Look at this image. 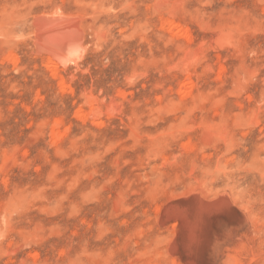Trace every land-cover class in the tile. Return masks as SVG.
Returning <instances> with one entry per match:
<instances>
[{
  "label": "rangeland",
  "instance_id": "374dc122",
  "mask_svg": "<svg viewBox=\"0 0 264 264\" xmlns=\"http://www.w3.org/2000/svg\"><path fill=\"white\" fill-rule=\"evenodd\" d=\"M0 264H264V0H0Z\"/></svg>",
  "mask_w": 264,
  "mask_h": 264
},
{
  "label": "bare ground",
  "instance_id": "6f19581e",
  "mask_svg": "<svg viewBox=\"0 0 264 264\" xmlns=\"http://www.w3.org/2000/svg\"><path fill=\"white\" fill-rule=\"evenodd\" d=\"M173 8V7H172ZM171 8V9H172ZM174 9V8H173ZM173 11V10H172ZM171 11V12H172ZM55 15H58V14H55ZM170 16H172V14L170 15ZM58 17V16H57ZM167 17H169V16H167ZM61 18V17H60ZM41 19V18H40ZM46 19H49V18H47L46 17ZM79 19V18H78ZM82 19V18H81ZM54 20H57V18L56 19H54ZM41 21H42V19H41ZM41 21H39V22H37V24H35V25H37V30H35V32L37 33V36L38 37H36L37 39L38 38H42V37H44V36H51V37H53L54 36V38H56V35H58L57 36V38H60L61 39V41H64V40H67L68 38H70L71 37V39H70V43H66L65 45H63V47H61L60 46V44H58V45H56L57 43L55 42L56 40H54V42H55V44H54V42H51L52 44H54V51H55V55H56V57H58L59 59L60 58H62L65 54L66 55H68L67 53H69V50L67 49L66 50V47H67V45L68 44H73V43H76L77 44V42H78V45L81 43V41H79V40H81L80 38L82 37V33H80V38L78 37V35H77V31L76 30H74V27L76 26V25H73V24H71V20H69V21H65L64 22V24L63 25H59L58 23H56V24H58V26H61L62 28L61 29H63V30H61L58 26L56 27V29H53V28H55V27H53L54 26V24H52L51 25V23L49 22V21H43V22H41ZM169 21V20H168ZM36 22V21H35ZM46 22H49L50 23V26H48L49 25V23H46ZM164 22V21H163ZM170 22H171V20H170ZM62 23H63V21H62ZM171 23H173V22H171ZM169 24V23H168ZM177 25H179V24H177ZM171 26H173V25H171ZM170 26V27H171ZM53 27V28H52ZM180 27V26H179ZM77 28H78V26H77ZM173 28V27H172ZM176 28V27H175ZM186 31V30H185ZM57 32V33H56ZM59 32V33H58ZM181 32V31H180ZM184 33H186V32H184ZM73 34H75L76 35V37L75 36H73ZM182 35H183V33H181ZM36 35V34H35ZM46 36V38H48ZM184 36V35H183ZM77 37H78V39L79 40H77ZM185 37H186V35H185ZM45 38V37H44ZM228 40V39H227ZM226 40V41H227ZM38 41H39V39H38ZM80 42V43H79ZM38 44V43H37ZM49 44H50V42H49ZM49 44H47L48 46H46V44H45V48L46 47H50V48H52L53 47V45L52 44H50V45H52V47L51 46H49ZM72 44H71V46H72ZM76 44H73V45H75V46H77ZM43 44H41L40 46H42ZM64 48V49H63ZM49 52H50V50H48ZM54 53L52 52V55H53ZM65 55V56H66ZM53 57H55L54 55H53ZM61 61V60H60ZM66 62V61H65ZM84 114V113H83ZM92 115V114H91Z\"/></svg>",
  "mask_w": 264,
  "mask_h": 264
}]
</instances>
